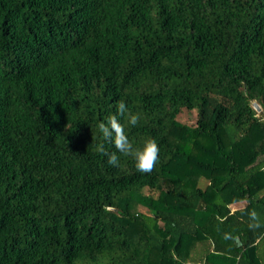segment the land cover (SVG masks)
Returning a JSON list of instances; mask_svg holds the SVG:
<instances>
[{
    "label": "trees",
    "instance_id": "obj_1",
    "mask_svg": "<svg viewBox=\"0 0 264 264\" xmlns=\"http://www.w3.org/2000/svg\"><path fill=\"white\" fill-rule=\"evenodd\" d=\"M262 169L264 0H0V264H260Z\"/></svg>",
    "mask_w": 264,
    "mask_h": 264
},
{
    "label": "clouds",
    "instance_id": "obj_2",
    "mask_svg": "<svg viewBox=\"0 0 264 264\" xmlns=\"http://www.w3.org/2000/svg\"><path fill=\"white\" fill-rule=\"evenodd\" d=\"M121 118H126L127 124L135 127L140 121L139 114H134L128 108L126 103L121 100L116 104L115 114L109 115L106 121L98 122L97 129L102 140L114 145L116 151L109 152L105 149L104 143H98L96 150L103 156L107 157V163L113 167H121L120 153L124 156H130L134 162L135 169L142 174H149L155 170L159 163V145L154 138H146L142 146H135L129 139L125 131V124L121 122ZM264 170V169H262ZM242 213L248 217V227L252 231L264 228V220L261 219L259 213L255 210L240 209ZM225 241H233L239 244L237 237L231 233L225 232L222 237Z\"/></svg>",
    "mask_w": 264,
    "mask_h": 264
},
{
    "label": "crops",
    "instance_id": "obj_3",
    "mask_svg": "<svg viewBox=\"0 0 264 264\" xmlns=\"http://www.w3.org/2000/svg\"><path fill=\"white\" fill-rule=\"evenodd\" d=\"M244 205H245L244 200H240V201L231 202L229 204V207L231 210H235V209L243 207ZM256 255L259 259L258 260L259 263L264 264V237L259 239L256 243Z\"/></svg>",
    "mask_w": 264,
    "mask_h": 264
},
{
    "label": "rangeland",
    "instance_id": "obj_4",
    "mask_svg": "<svg viewBox=\"0 0 264 264\" xmlns=\"http://www.w3.org/2000/svg\"><path fill=\"white\" fill-rule=\"evenodd\" d=\"M177 119L186 124L194 125V113L182 111L180 114H178ZM199 183L200 185H204L205 180L202 178ZM139 209L147 211V209L142 206L139 207Z\"/></svg>",
    "mask_w": 264,
    "mask_h": 264
},
{
    "label": "water",
    "instance_id": "obj_5",
    "mask_svg": "<svg viewBox=\"0 0 264 264\" xmlns=\"http://www.w3.org/2000/svg\"><path fill=\"white\" fill-rule=\"evenodd\" d=\"M254 105H256V103H254Z\"/></svg>",
    "mask_w": 264,
    "mask_h": 264
}]
</instances>
